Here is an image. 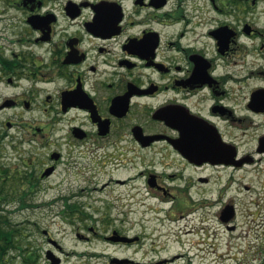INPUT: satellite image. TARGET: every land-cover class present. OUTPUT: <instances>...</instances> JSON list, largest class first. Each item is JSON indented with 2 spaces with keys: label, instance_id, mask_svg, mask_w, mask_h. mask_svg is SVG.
<instances>
[{
  "label": "flooded vegetation",
  "instance_id": "af4514ba",
  "mask_svg": "<svg viewBox=\"0 0 264 264\" xmlns=\"http://www.w3.org/2000/svg\"><path fill=\"white\" fill-rule=\"evenodd\" d=\"M0 5L3 14H24L22 24L0 19L7 20L0 24V114L23 107L45 116L38 125L0 120V141L49 151L36 159L21 149L18 166L0 168L9 202L29 207L36 192L56 191L61 222L122 224L102 235L126 246L106 264H204L211 218L205 237L195 213L215 203L228 235L222 261L264 264V84L247 93L241 85L244 74L264 76V0ZM6 88L16 95L3 98ZM15 126L25 132L9 136ZM126 158L140 166L133 176L100 181L113 160ZM145 190L170 206L163 210L169 231L158 239L146 231ZM86 229L89 235H76H100L94 225ZM171 241L182 247L164 255ZM53 252L45 250L48 260Z\"/></svg>",
  "mask_w": 264,
  "mask_h": 264
},
{
  "label": "rangeland",
  "instance_id": "374dc122",
  "mask_svg": "<svg viewBox=\"0 0 264 264\" xmlns=\"http://www.w3.org/2000/svg\"><path fill=\"white\" fill-rule=\"evenodd\" d=\"M1 6V5H0ZM2 7V6H1ZM11 17L15 16L16 19H19L20 21L16 23H23V12L21 9H15L12 8L8 14L1 13L0 9V19H3L4 17ZM259 21L261 23H264V13H260ZM1 23H7V20H0ZM264 84V76H250L248 73L244 74L243 81H242V89L243 93H247L248 90L254 88L257 85ZM17 90L14 89H7L3 92V98L6 95H16ZM11 118L14 121H22L24 120L32 122L33 124H40L44 123L45 116L41 111H32L29 112L27 109L23 107L19 108H10L5 111V113L0 114V120L4 118ZM24 129L22 127L15 126L14 128L10 129L8 134L9 136H21L23 134ZM53 137H56L55 134L52 135ZM1 156H0V164L5 165V167H15L18 166V157L19 155L17 153H20L22 149L23 156L27 157V155L32 156L36 159L39 157H42L46 152H49L48 150H41V149H32V144L30 143H17V144H11L8 142H1ZM35 146H39L40 144H33ZM55 147V145H54ZM121 158V157H120ZM136 168H140L139 164H136L133 162V160L121 159V160H113V164L108 166L109 173L107 175H101L100 181L106 180L107 177L111 176V173L114 175H121V176H127L128 174H132L135 172ZM130 172V173H129ZM252 179L251 176L245 174V180ZM255 181V180H254ZM6 183V182H5ZM124 189V188H123ZM124 191V190H123ZM122 192V190H117L116 193ZM11 194V193H10ZM59 193L56 191H38L34 195V197L31 198V201L34 203L33 206L29 207H23L19 206L20 204L18 202L12 203L7 202L4 203L1 206L2 212L5 213L10 221L14 224V227L17 230L16 234V240H17V246L14 248H11L9 251V255L12 259L11 264H53L52 261L47 259V255L45 254V250L50 247L52 249H55L58 253V255L61 257V260L59 263L63 264H106L108 261V255H122L126 253V246L117 244L114 242H107L102 235L104 233L111 232L114 227H121L122 224L115 223L109 225V228L105 229L107 227L106 224L97 222V223H66L61 222L59 219V215L57 214L60 209L63 208V204L61 201L57 202L55 201L56 195ZM93 194L99 195L103 194L100 192H94ZM144 194L147 197V205L145 207L146 210V231L147 233H153L154 238H159L161 233L164 234V232L169 231V228L167 226H164L163 218L166 211L163 210H169L170 206L168 205H160L157 204L156 200L150 195L152 194L150 191L145 190ZM12 196V195H11ZM264 198V197H263ZM9 200H11L8 197ZM32 202H29V204H33ZM219 205L215 203H211L210 210L206 207V204H203L199 209L196 211L195 216V223L197 228L201 225L204 227L203 233L206 237V227L208 225V216L210 215V225H211V233H210V246L206 244V240H204V256L205 258H208L209 260H204V264H227L224 261H222L221 254L224 253V243L226 242V238L228 235H226L223 232L222 226L218 225V218L216 216V212L218 210ZM186 210H190V208H185ZM210 211V213H209ZM174 213V212H173ZM176 213V214H175ZM175 215H180V213L177 211L175 212ZM191 214H189L190 217ZM204 220L201 222V220ZM186 224V223H185ZM97 229L98 233L100 235H94L90 237L89 239L86 238H80L76 234L78 232L89 235V231L86 229L88 226H93ZM79 227H82L84 229H79ZM196 228V230H197ZM141 230V228H138ZM44 230L48 231L49 236L62 247L61 253L48 241V236L45 235ZM137 231V230H134ZM165 238V236H163ZM197 238L201 237V234L198 233L196 235ZM172 239V237H171ZM205 239V238H204ZM182 247L181 244L171 241L168 247L163 252L164 255L174 253L178 250V248ZM85 251H91L92 252H101L105 254V256H102L98 258V256L93 255H82ZM77 253V254H76ZM234 253L231 252L232 255ZM25 255H28L29 257L32 255L33 260H31L32 257H28V259L24 258ZM57 255V256H58ZM151 257H156V255H148ZM135 257H138L137 255ZM101 259L103 260L101 262ZM57 263V264H59ZM255 263L254 261H250L249 257L246 260V264H252ZM260 263V262H259ZM173 264H180L173 263ZM228 264H236L235 262H231Z\"/></svg>",
  "mask_w": 264,
  "mask_h": 264
},
{
  "label": "trees",
  "instance_id": "16d2710c",
  "mask_svg": "<svg viewBox=\"0 0 264 264\" xmlns=\"http://www.w3.org/2000/svg\"><path fill=\"white\" fill-rule=\"evenodd\" d=\"M1 141H0V154H1ZM1 156V155H0ZM4 165L0 164V168ZM7 175L6 171L0 172V185L5 184V181L2 180V177ZM10 193L5 191L2 187H0V264H11L12 259L8 254L11 248L17 246L16 234L17 230L14 227V224L10 221L8 216L2 212L1 206L10 200L8 199ZM28 255H25L24 258L28 259ZM32 257V255L30 256ZM29 257V258H30ZM31 260L34 261L33 257Z\"/></svg>",
  "mask_w": 264,
  "mask_h": 264
},
{
  "label": "water",
  "instance_id": "95a60500",
  "mask_svg": "<svg viewBox=\"0 0 264 264\" xmlns=\"http://www.w3.org/2000/svg\"><path fill=\"white\" fill-rule=\"evenodd\" d=\"M55 255L54 254H52V255H50V256H48L49 258H50V260L52 261V263L53 264H57V263H59L60 262V258L59 257H54Z\"/></svg>",
  "mask_w": 264,
  "mask_h": 264
}]
</instances>
